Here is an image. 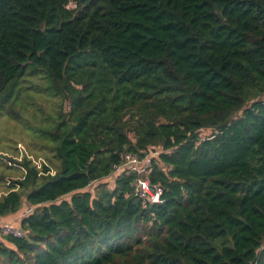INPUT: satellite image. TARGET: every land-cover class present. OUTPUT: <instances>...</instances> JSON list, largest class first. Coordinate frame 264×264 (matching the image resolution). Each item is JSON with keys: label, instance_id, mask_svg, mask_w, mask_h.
I'll use <instances>...</instances> for the list:
<instances>
[{"label": "trees", "instance_id": "trees-1", "mask_svg": "<svg viewBox=\"0 0 264 264\" xmlns=\"http://www.w3.org/2000/svg\"><path fill=\"white\" fill-rule=\"evenodd\" d=\"M34 75L59 166L14 161L0 264H264V0H0V114ZM152 152L158 204L113 172Z\"/></svg>", "mask_w": 264, "mask_h": 264}, {"label": "rangeland", "instance_id": "rangeland-1", "mask_svg": "<svg viewBox=\"0 0 264 264\" xmlns=\"http://www.w3.org/2000/svg\"><path fill=\"white\" fill-rule=\"evenodd\" d=\"M30 71L28 69L27 74ZM44 87L45 82L39 75L26 77L16 87L13 98L21 121L0 114V195L8 191L12 181L22 176L23 170L17 167L14 161H20L26 154L33 158L40 157L48 160L53 172L59 166V161L54 157V154L49 152L43 146L44 143H40L34 134V132L39 134L38 130L43 127L47 128L51 123L50 120L52 121L51 126L54 125L55 110H58L56 106L52 108L51 103L47 102L46 95L40 92ZM155 154L152 152L147 155ZM107 182L109 186L113 185L112 180L108 179Z\"/></svg>", "mask_w": 264, "mask_h": 264}, {"label": "built area", "instance_id": "built-area-1", "mask_svg": "<svg viewBox=\"0 0 264 264\" xmlns=\"http://www.w3.org/2000/svg\"><path fill=\"white\" fill-rule=\"evenodd\" d=\"M26 156L38 169H40L43 164H46L43 158H33L28 154H26ZM150 164V156H146L144 159H139L137 156L125 154L123 163L118 166H115L113 168V172L114 174H137L139 177L137 178L136 183L134 184L135 195L141 200L148 202L149 204H158L161 202L160 196L162 191L158 185H151L148 180ZM145 176H147V178ZM31 211L32 207L24 208L22 212L16 215L12 221H5L3 217H0V236L26 238L28 233L19 228L16 223L22 218H24L26 215H28Z\"/></svg>", "mask_w": 264, "mask_h": 264}, {"label": "crops", "instance_id": "crops-1", "mask_svg": "<svg viewBox=\"0 0 264 264\" xmlns=\"http://www.w3.org/2000/svg\"><path fill=\"white\" fill-rule=\"evenodd\" d=\"M6 219L9 220V221H12L14 219V217L11 218V217L8 216Z\"/></svg>", "mask_w": 264, "mask_h": 264}]
</instances>
